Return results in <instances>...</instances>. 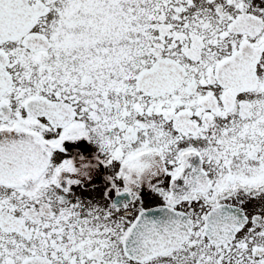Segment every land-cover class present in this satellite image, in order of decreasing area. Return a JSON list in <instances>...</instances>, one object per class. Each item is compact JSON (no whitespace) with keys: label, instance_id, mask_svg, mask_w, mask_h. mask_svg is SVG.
Listing matches in <instances>:
<instances>
[{"label":"snow or ice","instance_id":"1","mask_svg":"<svg viewBox=\"0 0 264 264\" xmlns=\"http://www.w3.org/2000/svg\"><path fill=\"white\" fill-rule=\"evenodd\" d=\"M0 264H264V0H0Z\"/></svg>","mask_w":264,"mask_h":264}]
</instances>
